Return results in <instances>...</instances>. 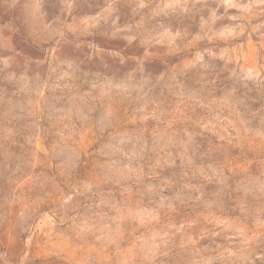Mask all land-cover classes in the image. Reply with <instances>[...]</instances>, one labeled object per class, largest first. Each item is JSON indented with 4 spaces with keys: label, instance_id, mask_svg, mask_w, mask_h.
<instances>
[{
    "label": "rangeland",
    "instance_id": "rangeland-1",
    "mask_svg": "<svg viewBox=\"0 0 264 264\" xmlns=\"http://www.w3.org/2000/svg\"><path fill=\"white\" fill-rule=\"evenodd\" d=\"M0 264H264V0H0Z\"/></svg>",
    "mask_w": 264,
    "mask_h": 264
}]
</instances>
